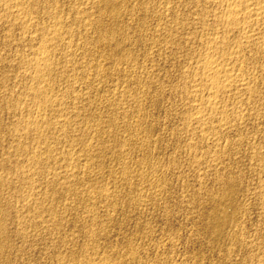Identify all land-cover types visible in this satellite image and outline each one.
<instances>
[{
  "label": "bare ground",
  "instance_id": "1",
  "mask_svg": "<svg viewBox=\"0 0 264 264\" xmlns=\"http://www.w3.org/2000/svg\"><path fill=\"white\" fill-rule=\"evenodd\" d=\"M65 1H69L71 4L74 0H54L53 4H55V6H47L48 8H44L43 13L46 14L50 19V23H47L48 25L44 26L42 23V25L39 23V19L36 16L39 13L38 6L40 4V0H0V28L2 27L4 32V35L0 40L1 46L3 48L8 47L10 49V47H13L14 44L15 46L24 43V45H26L27 42V44L29 43L30 45L28 52L25 55L24 53L23 55L22 53L17 55V53L14 55L11 54L13 56H8V54H6L7 56H4L0 53V66L2 68H9V66H11V64L15 62V60H19V62H17L21 65L20 68H22L21 70H19L17 76H15L16 78L14 77L12 81H10L5 73H0V92H2V95L0 93L2 97L0 98V106L3 107V109L5 108V110H8L9 112H12V121L9 122L10 127H8L9 133H7L8 130H6V133L10 135L12 139V145H9L13 149L19 151L18 153H22L23 156L26 155V157H28L26 161H23L21 163L20 161L17 162V160L10 161L7 159V157V160L5 161H3L4 158L2 160L0 159V167L3 168V171L8 168L5 166L10 164V167H13L11 169H14L16 181L18 183L22 182L23 185H21V187L23 186V188H26L25 192L23 191L24 189L22 190L24 194L22 192L20 193V188L16 189L15 186H11V178L9 177V175L5 171V173H0V190L4 189V191L7 190L9 192L10 190H13L12 193H14L16 189L17 191L15 192L19 193L20 199L14 202L17 233H19L20 235H26V232L31 231V233L29 234L32 236L37 235L38 233H40V231L41 234L45 233L46 230L50 229L48 227L49 223L52 222L53 225L55 224L54 215L57 216L61 213V211L58 210V205H56L55 203L54 205H52L47 202L50 205L47 204L48 206L46 205L45 207L40 200L42 198L39 199V195L35 191L36 178L34 176L36 174L38 166L43 163L48 164L51 180H47V177L49 176L48 175L46 177V183L51 182L52 184H54L53 179L56 178H58L57 180L59 181L60 179L62 180L61 182L57 181L58 184H56V182L54 184L55 187H52V192H49L52 196L54 195L53 197L56 199H58L59 195H61L60 189L63 190L67 188V191L71 192V188L69 187H72V185L76 184V181H73L74 178L72 176L74 175V170L78 168V170L81 169L79 171H82V178L79 177L80 179L77 180V185L78 187L79 184L85 187H83L82 189L78 188L79 190H77L78 192L76 193H80L79 195H81L78 198L79 204L86 203V206H88V210L86 211L85 215L83 214L84 217L77 222L87 227L88 230L82 234L83 236H81V244L79 246L76 245V248L74 249L69 247L64 256L56 258L55 264H172L167 259L162 258L161 256H157L155 261L149 263V260L146 261L142 257V253L145 252L144 247H141L139 245L136 246L133 243L127 244V246L122 250L117 249L116 247L106 246L105 240L107 237L105 234V228L110 222V215H104V218H102L101 215H98L94 211L97 204L96 200L99 199L102 200L104 204L105 202L108 203V205L106 204L108 207L110 206V204H112L113 208L116 206L119 201V197L116 195V188L118 187V183L121 187H129V189H133L135 192L136 190H138L139 193L136 194L133 203L142 210V207L149 203L148 199L152 200L158 198L157 193L152 190H155L156 188H160V186H162V184L164 183L165 173H167L166 169L168 167L164 169V171H166L164 172L161 169L158 170L159 168H155L154 163H150V165L149 163H147V168L142 169L141 167H143L142 165H144V163L137 161L133 162L136 164L134 165L135 168H131V166L127 163V160L130 157H127L128 152L124 148L126 147V140L124 143L121 141L122 138H120V140L112 137V146L114 148L115 155L113 157L116 158V162L119 165L118 168L120 167V169L119 171L115 170V172H109L110 174L108 173L110 179V182L108 181L110 185L109 187L107 186L108 184L106 185V183L104 185L100 184V186L98 187L95 186V188L92 185V183H94L98 179L99 172L94 173L96 170L93 173L91 172V164L89 165V161H92L94 157L98 158L97 154L100 153L101 150L100 148L98 150L94 149V145L87 141L88 139H90H87V135L90 136L91 132L100 134L101 132H104V130L106 131L109 126H116L114 125V123L118 121V118H120L117 116V113H119L122 107L119 108L118 106L122 101L121 98L124 97V92L122 91L123 93H121L120 90L118 91V93L120 92L121 94L118 96L121 99L119 103L112 101L109 103V105L107 104V107H109L111 109L110 111L112 112L111 114L109 113L111 115H109L110 118L107 116L109 118V121L105 126L90 124L91 122H89L88 119L86 120V118L82 117L83 115H81L79 109L76 106L74 107V104L72 102L71 103L73 104V106H67L66 104L68 103H63V99H61L63 93L62 95H59V92H66L69 95L70 93L74 94L77 90V85L101 83L108 78H114V80L116 79L114 83L115 85L117 84L116 81L121 78H123L122 81L126 80L125 82H127V79H124V77L128 73L127 71H130L129 69H131V71H134L139 65L141 66V64H139L138 62L140 55L135 53L134 50H127L126 48L128 45L125 47L123 45L124 41L128 39L129 34H127L125 28L121 26V24L125 23L122 22V20L125 19L122 17V15H124L125 11H128L127 14L135 16L134 19L137 20V22H135L138 24V27L142 26L143 28L147 19H153L154 26L151 28V31L155 32L161 38L158 46L153 45L155 44L154 42H146V40H143L144 34L142 30H139L137 34L135 33V40L134 37L133 39H131L133 40V43H130L136 45V47L140 45L146 46L147 44V46H150V51H153V49L155 48L154 51H156L159 55L164 54L167 59H170L171 67L174 64H177V66H179V74L177 73L179 83H177L174 87L172 85L169 86H172V89L177 94L179 93V96H182V98L179 99L181 101L180 108L178 107V110H180V112L177 113L179 114V119L181 121V130H183L184 133L188 135H198V138H191V141L187 143L185 141L183 143L186 149L188 148L189 151L192 149L194 150L195 148L197 149V147L201 148L204 144L208 145V143L209 145L217 147L218 149L222 139L225 140L224 144L228 146V141L226 140V138H224L226 134L233 131L239 132L241 131L240 127H243L248 123L256 124V121L259 119V114L263 115L261 111L264 110V0H189L185 6L183 5L184 8L181 10V12L179 11L180 13H178V11L177 13H175L172 10L173 7H171L170 5L173 4V6H176L177 4L175 3L181 4V2L184 0H154L152 4H150V0H148L147 3L145 0H84L87 3H84L83 6L89 3L88 6L91 5L93 9L97 8L96 15H93L94 13L92 14V12V15L89 14L90 11H88V9H85L86 7H88L87 5L85 6V8L82 6V8L81 5H79L80 7L78 5L76 6L74 2L73 4L75 5H70L69 10H67V13L71 12L70 15H72L73 17L72 21L70 22L63 19L62 10H59L60 5L64 6V4H61L60 2L63 3ZM138 1L140 2L138 3ZM189 6H192V11L194 9L196 10V13L194 12L195 14L188 9ZM128 7H130L129 10ZM92 8H90V10ZM91 16L94 17L92 18ZM193 16H195V18ZM128 25L125 24L124 26ZM72 26H78L79 28H81V30L79 31V29H77L76 31L72 28ZM198 28H202L201 31ZM79 40H83L82 42H84L85 44H79ZM127 42L129 43V41ZM194 43L198 45V49H193ZM75 56H77V58H73ZM147 59L148 56L145 55L142 60L147 61ZM151 64H149V66ZM151 66L152 68L154 67V65ZM139 68H137L136 71H138ZM150 69H148V71ZM175 71L177 72V70L175 69L173 70V73ZM144 72L146 71L144 70ZM146 76L145 78H147ZM19 80H27L26 88L23 90V92L19 91L20 93L22 92L20 99H18L17 97L14 98V94H12V92L14 93V91H12V87L16 86ZM165 82L166 81H164V83ZM150 83L151 82L149 81V84ZM97 85L99 86V84ZM159 85L160 86L156 88L157 85L155 83V85L152 87L156 86L155 91H162L164 86L162 83ZM137 86L138 88H140V84L136 85V87ZM114 87L116 88L117 86ZM122 87L118 89H122ZM127 90L128 89H126V91ZM110 91L112 92L113 90ZM115 91L116 90H114L112 94ZM134 92L137 93L138 91ZM116 95L117 94L115 93V96ZM77 96H79L77 97L78 99L83 98V96L81 98L78 94ZM112 96H114V94ZM131 96L129 97L131 98ZM105 97L103 98L105 99ZM139 97L140 96H138V98ZM132 99L134 100L132 101L135 103V106L138 108L141 106V104H143V101H138L135 96L134 98L132 97ZM115 100L119 99L116 98ZM15 101L17 103H19L18 101H21L23 108L18 109V104H15ZM21 103L19 105H21ZM240 104L245 105V107H241L240 109ZM235 105L239 106V110H234ZM121 106L123 105L121 104ZM98 107L100 108L101 106ZM31 108H33V111L31 112L32 114L30 113ZM95 108L96 107L94 106V109ZM123 108L124 112L121 111V113H125V107ZM141 111L142 110H140V112ZM142 114H137L134 121L125 120L126 123L124 121L125 124H123L127 129L128 134L131 135L129 136L131 139L128 140L129 143H127L129 147L128 149H130L131 147L135 148L137 146L136 144H138L137 141L141 142L143 145H138L139 147H137L136 151H138V155H140L144 159L146 158L147 161V159L152 156V153H150V151L147 149L148 147H146V149H141V147L144 146V143L146 144V146L148 145L146 142H148L150 140V137H152L151 133L153 128L149 125L144 126L143 120L148 119L149 117L147 118L145 116L146 118H144ZM17 116H19V118H16ZM80 123L84 124H82V128H78L82 132L81 135L83 137L72 139V137L69 136V131H74L75 126L80 125ZM106 133L108 132L106 131ZM149 134L151 135L149 136ZM239 137L242 138V140L244 138L246 139V141L244 142H246V145H248L247 162L249 167L252 168L257 177L256 183H251L252 186L250 183H247L248 185L250 184L249 186L246 184L248 188L246 189L245 193H242L244 190L241 192L242 194H244L242 195V197H244V201L245 198L248 200H254L252 208H254V210H258V214H260L259 216H263L264 218V150L262 151L259 149H264V145L262 147L258 146V144H256L254 141L246 138L245 135ZM60 138L64 139L65 142L63 143V140L60 141ZM2 139L4 138H0V141ZM22 139H27L29 140V142L24 143V140L22 141ZM254 139L256 140V138ZM152 140H154V137ZM60 142H62L63 144ZM57 144H62L63 148L67 146L69 148V153L70 151L76 150L75 154L77 158H75L77 162L81 160L80 158H84V163H81L80 165L78 164V166L76 164L72 166L73 164L71 162L69 163H71L72 165L67 164L66 162V164L64 165V161H66L64 159L68 160V157L63 159L62 157L65 154H63L62 157L57 155L60 154L58 153L59 146L57 147ZM9 145H7V147H9ZM109 146H111V144ZM151 146H153L152 142ZM227 146L224 145V147L226 148ZM63 148H60V150ZM206 149L207 148H205L204 150ZM14 152L15 151L13 150V153ZM134 153L136 152L134 151ZM203 153L205 152H202V154ZM224 153H226L225 150L223 151V153L221 152V155H223ZM200 154L201 153H199V156ZM206 156H204L205 159ZM217 156L215 155V157ZM192 158L193 163L197 161L196 155H194L193 157L191 156V159ZM205 159H202V162ZM210 159L211 158H209V161ZM72 160L74 161V159ZM97 160L99 164L101 160ZM213 160L215 159L212 158V161ZM216 160L218 161L217 158ZM216 160L214 162H216ZM210 165L212 166L213 164ZM214 165L216 166L215 163ZM58 168H61L62 171L60 172ZM172 170L174 171V169ZM6 171H8V169ZM158 171H160V173H158ZM101 173H103V171ZM198 176L196 175V178H198ZM220 177L218 179V185L220 187L219 198L218 201L216 200V203L214 200L215 204L213 205L212 211L208 212L209 215L207 216V220L209 221V225H207V227L205 226L206 229L204 230L207 231L211 228L212 233H216L215 235L219 237L222 234L223 228L227 224H229L232 227L231 233L229 235V241H231L234 245H238L243 248L245 247V249L247 248L248 250L249 248H252L249 252L244 254V259L247 260L249 264H264V258L259 255L260 251L264 247L263 241L257 243L259 240L257 238L256 242V238L254 236L252 237L255 238V242L252 241L253 238L250 240V236V238H247V236L244 237V229L242 230L241 228H239L241 224H238V220L240 218L242 219L239 220V223H241V221L244 219V211L247 210L245 209L246 207L243 208L242 206H240L235 199L237 198L235 194L239 189L237 184H240L243 177L240 178L239 176H237V174H231L227 177L225 176L224 178ZM133 179L136 181L135 183H133ZM43 183L44 182H42V184ZM144 186L145 188H143ZM75 188L73 189L75 190ZM144 190L152 191L151 195L149 194L150 197H148V195L146 194L144 195ZM44 196L45 195H43V197ZM239 197L241 198V196ZM48 198L47 200H49ZM210 198L212 199L213 197ZM211 201H213V199ZM1 202L2 201L0 200V257L6 247L4 242L6 234L4 208H6L5 206L6 204H8L7 202H4V208L2 210ZM145 202L147 203L145 204ZM225 202L233 203L232 213H228L219 208L220 205ZM63 206L64 209L67 208V203H65ZM25 214H27L30 218L28 222L33 221V219H41L39 225H43L39 226L38 223L36 224L35 221H33L31 228H28L29 231L26 230V224L28 222L26 220L27 218L25 219ZM24 219L27 223L24 222ZM50 220L51 222H48ZM47 222L48 224H45ZM59 224L57 223L58 226ZM168 243L170 242L168 241ZM230 245L231 244H227V247H231ZM230 250H227V254L230 252L232 254L233 251ZM228 256L230 257L231 255L228 254ZM235 258L236 256L234 257V260H236L238 256L236 259ZM226 264H228V262Z\"/></svg>",
  "mask_w": 264,
  "mask_h": 264
},
{
  "label": "rangeland",
  "instance_id": "2",
  "mask_svg": "<svg viewBox=\"0 0 264 264\" xmlns=\"http://www.w3.org/2000/svg\"><path fill=\"white\" fill-rule=\"evenodd\" d=\"M50 1L52 2V4ZM50 1L49 0H40V4L38 6L39 13L36 16L39 19L38 20L39 23L40 24L42 23L44 26H46L50 23V19L48 18V16L43 13L44 8H48L49 6H53V5L55 6V4H53L54 0H50ZM79 1L82 2L83 4L80 3ZM145 1H146V3L148 2V0H145ZM153 1L154 0H150V4H152ZM156 1H160V0H156ZM180 1H182V0H180ZM188 1L189 0H184L181 2V4L175 3V4H177L176 6H173V4L170 6L173 7L172 10L175 13H177V11H178V13H180L181 10L186 5V3H188ZM65 2H63V3L60 2L61 4H64V6L60 5V3H59V5H60L59 10H62L63 19L65 21H69V22L72 21V19H73L72 15H70L71 12L67 13V10H69L70 5L76 4V6L81 5V7H82L84 5V3H87L84 0H74L71 4L69 1L66 3ZM74 2H75V4H73ZM139 2L140 1H138V3ZM156 3H158V2H156ZM86 5L88 6L89 3L85 4V6ZM44 6H46V7H44ZM85 6H83V7L85 8ZM189 7H188V9L190 11H192V6H189ZM90 8H92L91 5L86 7L85 9H88V11H90L89 12L90 15H92L93 13H94L93 15H96V12H97L96 9L97 8H94V9L92 8L91 10H90ZM129 8L130 7H128V10H129ZM91 12H92V14H91ZM192 12L196 13V10L194 9ZM65 13L67 14V16ZM127 13H128V11L127 12L125 11V13H124L125 16L122 15V17L125 19L122 20V18H121L122 22L123 23L125 22L124 24H121V26H123V28H125V30L127 31V32L126 31L125 32L127 34H129L128 39H126L125 41L126 42L129 41V43L130 42L133 43V40H131V39H133V37H134V40H135L136 34L139 32V30H142V32L144 34L143 40L144 41L146 40V42L152 41L155 43L153 45L158 46V43H160L161 38L155 32L151 31V28L154 26V20L153 19H147L145 21L143 28H142V26L138 27V24L136 23L137 20L134 19L135 16L127 14ZM68 16L70 17L71 20L69 19ZM130 16L133 18H131ZM91 17L93 18L94 16H91ZM193 17L195 18V16H193ZM125 24L126 25L129 24L130 27H129V25L124 26ZM72 28L76 31H77V29H79V31L81 30V28H79L78 26H75V27L72 26ZM198 29L201 31L202 28H198ZM199 30H198V32H199ZM3 35H4V32H3V28L1 27L0 28V40L2 39ZM82 41L79 40L78 43L80 42L79 44H85ZM125 41H124L123 45H124V47L128 45L126 48L127 50H129V49L132 51L134 50L135 53L140 55L138 62H139V64H141V66L139 65L137 67V68L141 67V68H139L140 70L138 69V71H136L137 70V68H136V70H134V71H131V69H129L130 71H127L128 73L124 77V79L125 78L127 79V82H125L126 80L122 81L123 78H121V79H118L116 81L117 84L115 85L114 83H115L116 79L114 80V78L113 79L108 78L107 80H104L105 82L103 81L104 83L103 82L95 83V84L92 83L94 85H92L91 83L86 84L87 86L76 84L77 90L74 94L70 93V95H69L66 92H61V93L59 92V95H62V93H63L62 98H61V99H63V103H65V104L68 103V104H66L67 106H70V105L73 106V104H74V107L76 106L79 109L81 115H83L82 117L86 118V120L88 119V121L91 122L90 124H95V125H99V126L100 125L105 126L108 124V121L110 118L109 115L111 114L112 111H110L111 109L107 106L112 101L119 103L122 99V101H121L122 103L120 102L118 107L119 108L125 107V113H121V111L124 112L123 111L124 108L123 109L121 108L119 113H117V116L120 118L117 119L118 121L116 120L118 123L117 122H115L116 124L114 123V125H116V126L112 125V126H109V128L107 126L108 129L106 131L108 133H106V131L104 130V132H101L100 134H95V132H91L90 136L87 135V139L88 138H90V139H88V140L86 139V140L89 143H91L92 145H94L93 146L94 149L98 150L100 148V150H101V152L97 154L98 158L94 157L92 161H89V165L91 164L90 165L91 166V168H90L91 172L93 173L95 170L96 171L94 173L99 172L98 179L94 183L91 182L92 185L94 186V188H95V186L98 187V186H100V184L104 185L105 183H106V185L108 184L107 186L109 187L110 186L109 185V182H110V179H109L110 173L109 172H115V170L119 171V169H120V167L118 168L119 165L116 162V158L113 157V156H115L114 155V148L112 146V140L114 137L116 139L122 138V140L121 139L120 140L124 143L126 140V147L127 148L126 147H124V148L128 152L127 157H130V158H128L127 163L131 166V168H133V169L135 168L134 165H136V164L133 162H137V161L144 163V165H142L143 167H141L142 169L147 168V166H148L147 163H149V165H150V163L151 164L154 163L155 168H157V169L159 168L158 170L161 169L162 171H164V169L168 167L166 169L167 173H165L164 183L162 184V186H160V188L158 187L155 190H152V191H155L157 193L158 198H155L152 200L148 199L149 203L145 202V204L146 203L147 204L142 207V210L139 209L133 203V200L136 197V194L139 193L138 190H136V192H135L133 189H129V187L128 188L121 187L119 183L117 185L118 187L116 186L117 187L116 188V191H117L116 195L119 197L118 198L119 201L114 208L112 207V204H110V206L108 207L107 206L108 203L105 202V204H104L102 200H100V199L96 200L97 204H96V208L94 209V211L98 215H101L102 218H104V215H110L109 216L110 222L108 223V226L105 228V230H106L105 234L107 237L105 240L106 246H108V247L112 246V247H116L117 249L122 250L129 243H133L136 246L139 245L141 247H144L145 252L142 253V257L146 261L149 260V263L155 261L157 256H161L162 258L167 259L172 264H226L227 262H228V264H242V263L243 264H249V262L244 259V254L249 252L250 249H252V248H249V250H248L247 248L245 249V247L243 248V247H240L238 245H234L231 241H229V239H230L229 235H230L231 230H232V227L229 224H227L223 228L222 234L219 237H217L215 235L216 233H212L211 228L208 229L207 231L204 229H206L205 226L207 227V225H209V221L207 220L208 219L207 216L209 215L208 212L212 211L213 205L218 201V198H219V194H220L219 193L220 187L218 185L219 177L221 176L224 178L225 176L227 177L228 175H231V174L232 175L237 174V176H239L240 178L243 177L242 178L243 180L241 179L240 184H237L239 189L237 190V192L235 194L237 196V198H235V199H236V202L240 206H242L243 208L246 207L245 209H247L244 211V216H243L244 219L241 221V223H239V220H241L242 218H240L238 220V224H241V226L239 225L240 226L239 228H241L242 230L244 229L243 230L244 232L242 231L244 234V237L247 236V238H248L250 236L251 237V238L249 237L250 240L253 238L252 241H254V242H255L254 239L256 238V242H257V238H258L259 241L257 243H260V241H263V246H264V227H263L264 226V223H263L264 218H263V216L262 217L259 216L260 214H258L259 213L258 210H254V208H252V204H253L254 200L249 199L251 201L250 202L248 199L245 198V201H244V197H242V195H244L242 193L246 192V189L248 188V186L252 182L256 183L257 177H256L255 172L252 170L251 167H249L248 162H247L248 145H246V142H244V141H246V139L244 138L245 140L244 139L242 140V138L239 137V136L245 135L246 138L251 139L256 144H258V146L262 147L264 145V110H262L263 112L261 111V113H263V115L259 114V116H258L259 119L256 121V124H252V123L249 124L248 123L247 125H245L246 127L245 126L240 127L241 131H239V132L233 131V132H229L228 134H226L224 136V138H226V140L228 141V146L226 144H224L225 140L222 139L223 141L221 140V142H220L221 144L219 145L218 149H217V147L211 146L208 143V145L207 144L202 145L201 148L197 147V149H199V150H197L195 148L194 150L192 149L189 151V149L188 148L186 149V147L184 146L183 143L185 141H186V143L191 141L190 140L191 138L192 139L198 138V135H196V134H193V135L189 134L188 135V134H185L183 130H181V121L179 119V114H177V113L180 112V110H178L180 108V103H181V101L179 99H181L182 96H179L178 95L179 93L177 94L172 89L177 83H179V81H178L179 66H177V64L176 65L172 64L173 66L171 67L170 59H167L164 54L159 55L156 51H154L155 48L153 49V51H150L149 50L150 46L149 45L147 46V44H146V46L140 45V46L136 47V45L131 44V43L129 45V43L128 42L126 43ZM24 44H18L17 46H15V44H14L13 47H10V49L8 47L3 48L0 44V53L4 56H7L6 54H8V56H10L11 54L14 55L17 53H18L17 55H19L20 53H22V55L24 53V55H25V54H27L30 45H29V43L27 44V42H26V45H24ZM134 46L136 47V49ZM157 46H155V47H157ZM197 47H198V45L196 43H194L193 49H195V48L198 49L199 47L198 48ZM166 54H168V53H166ZM13 55H11V56H13ZM145 55L148 56L147 61L142 60ZM73 58H77V56H75ZM17 61L19 62V60H15V62H13L11 64V66H9V68H2L0 66V73H5L8 76V78L10 79V81H12L13 78L15 76H17L19 70L22 69V68H20L21 65ZM149 64L154 65V67L152 68L151 65H150L151 66L150 67ZM144 65H145V68H144ZM18 67H19V69H18ZM176 67H178V68H176ZM150 68L153 70H151ZM148 69H150L149 71H152V72H149ZM175 69L177 70V72L175 71L173 73V70H175ZM144 70L146 72H144ZM153 71H154V74H153ZM143 76H144V78H143ZM145 76L147 78H145ZM154 77H156V78H154ZM133 78L135 79V81ZM140 78H142V79H140ZM109 79H111V80H109ZM145 79H147V80H145ZM120 80H121V82H120ZM129 80H130V82H129ZM131 80H133V81H131ZM149 81L151 82L150 84H149ZM164 81H166V82L164 83ZM26 82H27V80H19L17 82L16 86L12 87V91H14V93L12 92V94H14V98H16V97L18 99L21 98V93L23 92V90L26 88V85H27ZM127 83H129V84H127ZM133 83H135V84H133ZM155 83L157 85V87L155 86L156 88H158V86H160L159 84L162 83L164 86L163 87L164 90L162 89V91L161 90L155 91L156 88L152 87L155 85ZM157 83H159V84H157ZM97 84H99V86ZM112 84H114V85H112ZM121 84L123 85V87ZM139 84H140V86H139L140 88H138V86L136 87V85H139ZM142 85H145V86H142ZM169 85H172L173 87L169 86ZM114 86H117V87L115 88ZM141 86H142V88H141ZM149 86H150V88H149ZM121 87H122V89H118ZM126 89H128V90L126 91ZM79 90H80V92H79ZM110 90H113V91L116 90L113 93L114 96H112L113 91L111 92ZM119 90L121 93L124 92V95H123L124 97L121 96L122 97L121 99H120V97H118L119 95H121L120 92L118 93ZM19 91H22V92L20 93ZM134 91H138V92L136 93ZM0 93L2 95V92H0ZM115 93L117 94L116 96H115ZM77 94L80 95L81 98L83 96V98L78 99L77 97H79V96H77ZM139 94H141V95H139ZM1 95H0V98H2ZM126 95H129V96L132 95V96L130 98L129 96H126ZM134 96H135V98L138 99V101H141V102L143 101V104H141V106H140L141 108L139 107L140 109L138 107H136L135 103L133 102L134 100L132 99V97L134 98ZM138 96H140V97L138 98ZM103 97H105L106 100ZM107 98L109 101L107 100ZM116 98H118L119 100H115ZM142 98H144V99H142ZM75 99H76V101H75ZM92 101H93V103H92ZM96 101H98V102H96ZM105 101H106V103H105ZM126 101H127V104H126ZM18 102L19 103H17L15 101V104H18L17 105L18 109H22L23 105H22L21 101H18ZM20 103L22 106L19 105ZM121 104L123 106H121ZM97 105L101 106V107L99 108ZM94 106L96 107L95 109H94ZM103 106H105V107H103ZM143 106H145V107H143ZM239 106L235 105V107H237V108L234 107V110H236V109L239 110V108L241 109V107L242 108L245 107V105H243V104H240ZM140 110L143 111V112L141 111L143 114L140 112ZM32 111H33V108L30 109V113ZM134 111L140 112V113H136ZM17 113H18V111H17ZM146 113L148 116L146 115ZM11 114H12L11 111L9 112L8 110H5V108L3 109V107L0 106V122L2 123V124L0 123V125H1L0 126L1 127L0 128V138H4V139H2L4 141H2V140L0 141V157H1L0 159L2 160L4 158L3 161H5L7 159L10 161L11 160H14V161L17 160V162L20 161V163H21L23 161H26L28 157H26V155L23 156L22 153H18L19 151H17L16 149H13L9 145V144L12 145V141H11L12 139H11L10 135L7 134V133H9V130H8V127H10L9 122L12 121ZM121 114H123L124 116ZM137 114H142L144 116V118L149 117L148 119H144L147 121L143 120V122H144L143 124H144V126L149 125L153 128L152 133H151L152 135L149 134V136L151 135L152 137H150V140L148 141L149 143L146 142L149 146L148 145L146 146V144L144 143V146L141 147V149H146V147H148L147 149L150 151V153H152V156L149 159H147V161H146V158L144 159L143 157L138 155L137 154L138 151H136L137 147H139L142 144L141 142L137 141L138 144H136L137 146L135 148L131 147L132 149L131 148L128 149L129 147H128L127 143H129L128 140L131 139L129 137L131 135L128 134V131L125 128L124 124L126 123V121H134L136 119ZM131 116H132V118H131ZM16 118H19V116H17ZM129 119H131V120H129ZM120 121H121V123H120ZM124 121H125V123H124ZM82 124L83 123H80V125L75 126L74 131H72V132L69 131V136L72 137V139H77L78 137H81V138L83 137L81 135L82 132L78 129L80 127L82 128V126L84 125V124L83 125ZM152 124H153V126H152ZM252 125H254V126H252ZM115 127H118V128H115ZM113 128H115V129H113ZM6 130H8L7 133H6ZM122 131H125V132H122ZM109 133H111V134H109ZM119 134H121L122 136ZM117 135H119L120 137ZM153 135H155V136H153ZM125 136H126V138H125ZM153 137H154L155 142H154V140H152ZM254 138H256V140ZM62 140L64 143L65 140L60 138V141H62ZM22 141L24 143L29 142V140H27V139L26 140L22 139ZM151 142H152L153 146H151ZM60 143H62V142H60ZM3 144H5V145H3ZM62 144H57V147L59 146L58 147V149H59L58 153H60V154L62 153L61 155L60 154H57V155L62 157V155L65 154L64 155L65 157L64 156L62 157L63 159L68 157V160L64 159V160H66V161H64V165L66 164V162H67V164L72 163L73 164V165L71 164L72 166H74V164H76L78 166V164L80 165L81 163L82 164L84 163V158H80L81 160L82 159L83 160L82 161L80 160L79 162H77V160H76L77 156L75 154L76 150L70 151V153H69V151H68L69 148L67 146H65L63 148ZM110 144H111V146H109ZM7 145H9V147H7ZM224 145L227 146V148L224 147ZM204 146H206V147H204ZM6 147H7V149H6ZM210 147L212 150L210 149ZM60 148H63V149H61L63 151H61ZM205 148H207V149L204 150ZM2 149H3V151H2ZM5 149H6V151H5ZM12 149L15 151L14 153H13ZM65 149H67V150H65ZM75 149H77V148H75ZM259 149L262 151L264 150L263 148H259ZM201 150H204V151H201ZM224 150L226 151V153L221 155V152L223 153ZM66 151H68V152H66ZM134 151L136 153H134ZM194 151L196 152V154ZM202 152H205V153L202 154ZM199 153H201L200 156H199ZM192 154L197 156V161L194 162L196 165L193 163V158L191 159V156L192 157L194 156ZM201 155H203V156H201ZM206 155H208V156H206ZM210 155H211V157H210ZM215 155L216 156L218 155L219 157L218 156L215 157ZM204 156H206V159ZM6 157H7V159H6ZM11 157H13V158H11ZM208 157L211 158L210 161H209ZM212 158L215 160L217 158L218 161L216 160V162H214L215 160L212 161ZM70 159H71V161H70ZM72 159H74V161ZM97 159L101 160V161L99 160L100 161L99 164H98ZM202 159H205V160H203V162H202ZM198 160L201 162H199ZM148 161H150V162H148ZM69 162H71V163H69ZM196 162H198V163H196ZM213 162L216 164L217 167L214 165ZM218 162H221L222 164L218 163ZM204 163H206V164H204ZM43 164L38 166L36 174L34 176L36 178L35 179L36 184L34 183L35 187H36L35 191H36V193H38L39 199L42 198L40 200L42 201V203L44 204L45 207L47 204L48 205H50V204L54 205V203H55L56 205H58V210L61 211V213L57 216L54 215L55 229H54V225L51 222V220H53V219H51L50 221H48L51 223H49V224H48V222L45 223V224H48V227L50 228L49 230H46L45 233H42V234L40 231V233H38L37 235L32 236L29 234V233H31V231L26 232V230L29 231L33 221H35V223L36 224L38 223V225H39L41 219L40 220L39 219L38 220L33 219V221L28 222V220H30V218L27 214H25V219L27 218L26 220L28 222L27 223L26 220L24 219V222L27 223L26 224V230H25V232L27 234L26 233H25L26 235L21 234V235H23V236H21L19 233H17V230H16L17 226L15 223L16 222V220H15L16 212H15V208H14V202L19 200L20 198H19V193H16L15 191H17L16 190L17 188H20L19 189L20 193L22 192L23 189H24L23 191L25 192L26 188L25 187L23 188V186L21 187V185H23L22 182L18 183L16 181L14 169H11L13 167H10V164H8L9 166L8 165L5 166V167H8L7 168L8 171H6L7 169H5L4 171L11 178L10 179L11 180V186H15L16 189H15L14 193H12L13 190L12 191L10 190V192L7 190H6L7 191L6 192V191H4V189L0 190L1 191L0 195H2V196H0L1 197L0 200L2 201L1 202L2 210L4 208V202H7L9 204V205L6 204V206H5L6 208H4V212H5L4 213L5 219L4 220H5V226H6L5 227L6 228V230H5L6 234H5V241L4 242H5L6 247H5V250L3 251V253L1 254L0 264H55L56 258L64 256L66 254V251H68L67 249L69 247L74 249V248H76V245L79 246L81 244V240H82L81 236H83L82 234L88 230L87 227H85L84 225H81L80 223L77 222L78 220H81L84 217V215L86 214V211L88 210V206H86L87 205L86 203H80L79 204L78 198L81 195H79L80 193H76V192H78L77 190H79L78 188L82 189L83 187H85V186H81L80 184H79V187L77 185V183H78L77 180L80 179L79 177L82 178V171H79L81 169L78 170V168H77L74 170V175L72 176L74 178V180H73V178H72V180L76 181V184L72 185V187L71 186L69 187V188H71L70 189L71 192H68L67 188H65L63 190L60 189L61 195H59L58 199H56L53 197L54 195L52 196L50 193L52 192V189H53L52 187H55L54 184L57 181L61 182L62 180L60 179V181H59V180H57L58 178H56V179H53L54 184H52L51 182H49L50 184L46 183L47 180L48 181L51 180L50 179L51 175L49 174L50 171L48 168V164H44V165ZM210 164H213V165L211 166ZM208 165H209V167H208ZM54 167H56V166H54ZM1 168L2 167H0V173L1 172L5 173L3 171V168L2 169ZM172 169H174V171ZM59 170H60V172L62 171L61 168ZM78 171H79V173H78ZM102 171H103V173H101ZM80 172H81V174H80ZM164 172H166V171H164ZM158 173H160V171H158ZM196 175L200 176V177L198 176L199 179L196 178ZM103 176H104V178H103ZM37 179H39L40 181ZM41 181L44 183L42 184ZM39 182H41V183H39ZM58 182L56 184H58ZM135 182L136 181L133 179V183H135ZM198 182H199V184H198ZM247 183H250V184L248 185ZM51 184L54 186H52ZM252 184H251V186H252ZM40 186H41V189H40ZM75 186H76V188H75ZM93 186H92V188H93ZM245 186H247V187H245ZM56 188H58V187H56ZM73 188H75V190ZM92 188H90V189H92ZM143 188H145V186ZM137 189H138V186H137ZM47 190H49V191H47ZM72 190H73V192H72ZM152 191H147V190L145 191L144 190L145 193L144 192L143 193H144V195L146 194V195H148V197H150ZM24 192H22V193L24 194ZM214 192H216V193H214ZM74 193H76V194H74ZM209 193L211 196L209 195ZM43 195H45V196L43 197ZM47 195L50 198H48ZM239 196H241V198ZM51 197H53V198H51ZM74 197L76 200L74 199ZM210 197H213L212 198L213 201H211L212 199ZM214 197H215V199H214ZM47 198L49 200H47ZM51 199H53V200H51ZM71 200H72V202H71ZM214 200H215V203H214ZM47 202H49L50 204ZM65 203H67V206H66L67 208L64 209L63 205ZM74 203H76V204H74ZM219 208L222 209L223 211L228 212V213H232L233 212V203L225 202L222 205H220ZM112 210H114V211H112ZM207 221H208V223H207ZM204 222H205V224H204ZM57 223L58 224L60 223L59 226L57 225ZM41 225H43V224H41ZM41 225H39V226H41ZM47 234H48V236H47ZM252 236H254L255 238ZM213 237H215V238H213ZM65 240H67V241H65ZM168 241L170 243H168ZM63 242L65 243V245ZM219 244H221V245H219ZM227 244H231L230 246L232 248L229 246L227 247ZM66 245H67V247H66ZM167 245L168 246L170 245V246L168 247ZM235 247L237 249L239 247V249L237 250ZM233 248H235V249H233ZM225 249H227L228 251L230 249H233V250H230V251H233L232 254H231V252L228 253L229 255H231L230 257L227 254L228 251ZM240 249L242 250V252ZM263 250H264V247L260 251L259 255H261L264 258V251ZM223 251L225 252V254ZM261 252H263V253H261ZM222 255H224V256H222ZM233 255H235L236 258L238 256V258L237 259L235 258L236 260H234L235 256H233ZM229 258H231V259H229ZM238 259H239V261H238ZM225 260L226 261L228 260V261L226 262ZM240 262H242V263H240Z\"/></svg>",
  "mask_w": 264,
  "mask_h": 264
}]
</instances>
